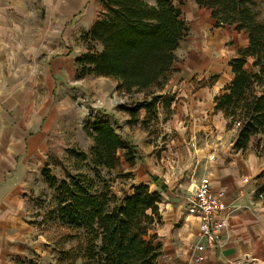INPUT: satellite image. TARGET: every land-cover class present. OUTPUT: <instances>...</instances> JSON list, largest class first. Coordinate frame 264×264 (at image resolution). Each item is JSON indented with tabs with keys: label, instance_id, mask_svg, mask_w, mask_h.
<instances>
[{
	"label": "crops",
	"instance_id": "obj_1",
	"mask_svg": "<svg viewBox=\"0 0 264 264\" xmlns=\"http://www.w3.org/2000/svg\"><path fill=\"white\" fill-rule=\"evenodd\" d=\"M96 1L97 13L94 0H0V72H31L27 78L33 79L29 90L23 82L20 93L0 92V264H26L45 252L46 238L37 218L42 193L37 188L45 186L39 158L46 146L42 144L46 132L41 129L46 114L36 112L34 88L41 73L53 92L55 77L75 82L76 59L85 51L81 36L101 9ZM196 6L205 12L207 25L202 33L191 34L185 21L189 32L176 50L175 72L157 92L175 97L165 124L176 134L168 140L169 151L147 150L145 155L142 146L154 145L147 132L129 128L122 133L138 148L142 156L138 161L145 166L133 183L157 191L159 187L151 183L155 176L167 187L162 192L164 218L156 229L164 247L159 264H264V198L257 194L262 183L258 176L264 170L254 154L248 159L234 150L237 129L228 128L224 115L214 112L215 96L234 76L230 61L250 40L244 31L215 27L210 12ZM11 114L19 122L16 127L10 126ZM202 175L209 176L213 190L225 193L230 214L221 245L207 249L200 261L191 248L198 226L186 217L185 201L192 183Z\"/></svg>",
	"mask_w": 264,
	"mask_h": 264
},
{
	"label": "trees",
	"instance_id": "obj_2",
	"mask_svg": "<svg viewBox=\"0 0 264 264\" xmlns=\"http://www.w3.org/2000/svg\"><path fill=\"white\" fill-rule=\"evenodd\" d=\"M192 1L210 12L215 27H232L248 35V47L230 61L234 76L215 96L214 112L224 115L228 128L237 129L234 150L244 153L254 145L256 153L263 155L264 18L260 5L257 0ZM99 4L96 21L80 39L85 51L76 59L75 81L90 75L111 78L120 94H144L142 101L127 108L130 124L139 122L141 110L149 113L159 104L170 111L175 97L157 92L175 72L176 50L189 32L182 10L174 0H99ZM84 130L93 142L90 152L68 151L84 165L73 164L63 178L43 173L44 183L54 194L49 220L79 233L71 237L81 244V257L88 264H159L164 247L156 229L164 218L162 192L167 187L152 176L160 190L141 183L131 185V192L121 197L110 192L102 171H114L123 161L133 167L141 160L140 151L108 120ZM258 178L262 183L257 194L264 198V171Z\"/></svg>",
	"mask_w": 264,
	"mask_h": 264
},
{
	"label": "rangeland",
	"instance_id": "obj_3",
	"mask_svg": "<svg viewBox=\"0 0 264 264\" xmlns=\"http://www.w3.org/2000/svg\"><path fill=\"white\" fill-rule=\"evenodd\" d=\"M257 1L264 18V0ZM174 2L182 10V18L189 22L191 34L202 33L201 31L207 25L205 23V12L201 11L192 0H174ZM93 6L95 7V13H97L98 7L96 6H98V1L94 0ZM23 58L26 59L27 57ZM30 74L31 72L26 71L0 72V92L9 95L20 93L19 90L22 92L24 89V86H22L23 82H26V90H29V88L33 87V79L27 78ZM44 75L42 73L41 75H37V77L41 78L40 84L38 82L33 94L35 101H37L36 112L39 113L40 111L41 114H46L41 125V129L46 132L42 144H46V146H43V158H39L42 163L45 160L44 164H40L41 168H43V181L44 172L58 178H63L65 176V169H69L73 164L84 165L83 162L75 161L71 158L68 151L74 150L75 152L88 154L93 142L86 135L84 127L91 129L101 119L110 121L122 137V133L129 128L130 130L147 132L152 137L150 141L154 145L152 148L151 146H142L144 148V152H142L145 155L147 150L148 152H152V154L156 152L161 154V152L169 151L168 140L176 137L174 132L167 131L168 127H165L166 122L171 119L172 109L170 111L162 110L159 104L156 109L149 113L141 110L137 116L139 117L138 124L140 127H137L136 124H130L131 118L128 115L129 111L127 108L131 109L136 103L142 101L146 97L144 94L129 97L121 96L114 88L116 80L94 75L88 76L86 80L75 82L69 81V79L61 81L55 77L53 80L51 79V82L54 81L55 83H53L56 84L53 92L52 86H49L50 84L45 80ZM154 91L151 90L150 92ZM25 97L32 99V97L27 95ZM115 100H124L125 103L116 106ZM96 104L99 106L98 112L100 117L93 119L88 117L87 113L92 111ZM13 116V114L10 116V126L16 127L19 122ZM143 120H147L146 124H142ZM242 154L247 156L248 159L250 155L254 154L257 157L259 168L264 170V154L258 155L254 150V145L248 148L246 152H242ZM32 166L34 167V164ZM144 168V162L137 160L135 165L130 167L123 161L122 166L114 171H102V177L106 180L110 192L121 197L123 194L131 192L130 186L134 184L133 181L136 175L144 172ZM36 176L37 174L35 173L34 178ZM242 176H240L242 179L247 178L246 176ZM151 183L153 184V182ZM160 185L162 184L160 183ZM42 186L43 184H40L37 188V190L39 189V194L42 193L41 200L39 201L41 211L38 212L37 218L40 220L41 227L39 230L42 232V235L45 234L46 238V242L43 241L45 242L43 244L45 252L40 256L32 258V260L30 259L31 261H27L26 264H38L36 261L39 264H88L81 257V244L77 242V239L71 237V235L79 233L68 228L66 229V227L61 226L59 223L49 220L47 214L54 208V194L46 183L44 187ZM158 189L160 190V188ZM79 237L81 238V236Z\"/></svg>",
	"mask_w": 264,
	"mask_h": 264
},
{
	"label": "built area",
	"instance_id": "obj_4",
	"mask_svg": "<svg viewBox=\"0 0 264 264\" xmlns=\"http://www.w3.org/2000/svg\"><path fill=\"white\" fill-rule=\"evenodd\" d=\"M121 96L129 97L121 94ZM102 104L101 101L99 102ZM116 106L124 104V100L114 101ZM99 106L87 113L90 118H96L99 114ZM240 124H236L239 127ZM214 156L210 159L214 160ZM186 217L192 218L198 226V234L191 246L196 254V259L203 261L207 249L220 246L222 235L226 230L229 218V204L226 202L225 193L215 191L208 175H205L192 183L191 191L186 197Z\"/></svg>",
	"mask_w": 264,
	"mask_h": 264
}]
</instances>
